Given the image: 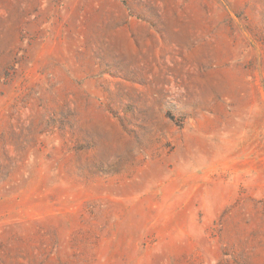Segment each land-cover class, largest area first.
<instances>
[{
    "label": "rangeland",
    "instance_id": "374dc122",
    "mask_svg": "<svg viewBox=\"0 0 264 264\" xmlns=\"http://www.w3.org/2000/svg\"><path fill=\"white\" fill-rule=\"evenodd\" d=\"M0 264H264V0H0Z\"/></svg>",
    "mask_w": 264,
    "mask_h": 264
}]
</instances>
